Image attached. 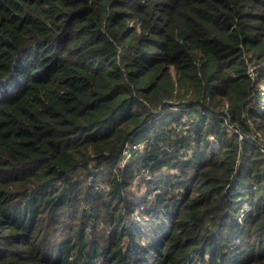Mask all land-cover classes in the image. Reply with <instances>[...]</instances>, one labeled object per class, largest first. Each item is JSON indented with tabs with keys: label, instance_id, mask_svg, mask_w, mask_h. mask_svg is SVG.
<instances>
[{
	"label": "trees",
	"instance_id": "16d2710c",
	"mask_svg": "<svg viewBox=\"0 0 264 264\" xmlns=\"http://www.w3.org/2000/svg\"><path fill=\"white\" fill-rule=\"evenodd\" d=\"M262 149L264 0H0V264H264Z\"/></svg>",
	"mask_w": 264,
	"mask_h": 264
},
{
	"label": "built area",
	"instance_id": "2783aa9c",
	"mask_svg": "<svg viewBox=\"0 0 264 264\" xmlns=\"http://www.w3.org/2000/svg\"><path fill=\"white\" fill-rule=\"evenodd\" d=\"M262 152H263V155H264V149H262ZM244 199H246V198H244ZM242 209H244V210L241 211V213H240V218L244 215V213H246L248 210H250V207H249V205L246 203V204H244V207H243Z\"/></svg>",
	"mask_w": 264,
	"mask_h": 264
},
{
	"label": "rangeland",
	"instance_id": "374dc122",
	"mask_svg": "<svg viewBox=\"0 0 264 264\" xmlns=\"http://www.w3.org/2000/svg\"><path fill=\"white\" fill-rule=\"evenodd\" d=\"M243 207H244V205H243ZM243 210H244V209H240V210H239V214H240V213H241V211H243Z\"/></svg>",
	"mask_w": 264,
	"mask_h": 264
}]
</instances>
